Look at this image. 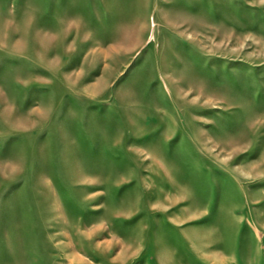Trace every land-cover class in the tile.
<instances>
[{"label":"rangeland","instance_id":"1","mask_svg":"<svg viewBox=\"0 0 264 264\" xmlns=\"http://www.w3.org/2000/svg\"><path fill=\"white\" fill-rule=\"evenodd\" d=\"M0 264H264V0H0Z\"/></svg>","mask_w":264,"mask_h":264},{"label":"bare ground","instance_id":"2","mask_svg":"<svg viewBox=\"0 0 264 264\" xmlns=\"http://www.w3.org/2000/svg\"><path fill=\"white\" fill-rule=\"evenodd\" d=\"M79 134V133H78ZM77 137H79L78 135H77ZM88 147H90V146H85L84 145V154H83V152H82V156H90V155H92L93 154V150L92 149H89ZM53 149H56V141L54 140V142H53ZM81 149H82V146H81ZM83 151V150H82ZM191 152H193V150L192 149H190L186 154H188V155H190V153ZM81 153V152H80ZM78 154V150H77V147H74L72 144H69L68 145V148H67V152H66V157H67V161L68 162H73V158L76 156ZM102 153H100V155H101ZM185 154V155H186ZM191 156V155H190ZM102 162H104V161H101V163ZM100 163V164H101ZM187 163L190 165L191 164V168L193 169H197V170H200V168H201V166L200 165H198V163H196V162H194V163H191V162H189V161H187ZM107 164H106V162L103 164V166H106ZM137 165H139V168L138 169H140L141 167H142V165H141V163H140V161H139V163L137 164ZM67 182V181H66ZM213 190H212V192L211 193H213L214 192V198H215V192L217 191V189H218V191H220V192H223V193H225L226 195H227V197H230V195L231 196H233V197H238V195H233L234 194V191H235V181H234V179L232 178V177H224L222 180H219V181H214L213 182ZM63 187H67L66 189L67 190H69L70 192H71V198L72 199H74V201H79V202H82V203H84L83 202V200L81 199V197H80V194H79V192H77V190L72 186H70L69 184H68V186L67 185H65V186H63ZM229 194V195H228ZM148 216H149V220L151 221V224H153V216H152V211H151V209H148ZM152 241H149V248H148V254H149V257L150 258H152V255H153V252H152V250H153V248H152Z\"/></svg>","mask_w":264,"mask_h":264},{"label":"crops","instance_id":"3","mask_svg":"<svg viewBox=\"0 0 264 264\" xmlns=\"http://www.w3.org/2000/svg\"><path fill=\"white\" fill-rule=\"evenodd\" d=\"M197 171H198V170H197ZM209 177H210V175H209ZM215 178H216L215 175L211 178V179H212V182L217 181ZM212 182H211V183H212Z\"/></svg>","mask_w":264,"mask_h":264}]
</instances>
